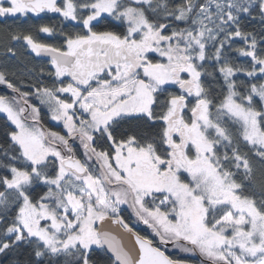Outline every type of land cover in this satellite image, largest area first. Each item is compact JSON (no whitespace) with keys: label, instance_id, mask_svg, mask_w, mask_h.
<instances>
[{"label":"snow or ice","instance_id":"obj_1","mask_svg":"<svg viewBox=\"0 0 264 264\" xmlns=\"http://www.w3.org/2000/svg\"><path fill=\"white\" fill-rule=\"evenodd\" d=\"M30 13L80 28L61 45L49 24L0 28L51 69L0 68L8 264H264V0H0V18ZM108 18L123 31L94 27Z\"/></svg>","mask_w":264,"mask_h":264},{"label":"trees","instance_id":"obj_2","mask_svg":"<svg viewBox=\"0 0 264 264\" xmlns=\"http://www.w3.org/2000/svg\"><path fill=\"white\" fill-rule=\"evenodd\" d=\"M42 23L54 26L56 32L53 35L40 34L38 38L42 42H46L53 45H61L63 43V37L59 34L61 31L75 32L78 31L80 28V26L77 25L75 22L64 21L63 18L58 16V14H41L39 17L27 16L26 19L16 18L11 21L6 20L4 22H0V28L7 27L13 30L27 29ZM116 25L117 22L112 21L111 18H108L105 21H102L101 24L94 25V27L98 30H105V26H107L108 28L115 31H123L122 25ZM245 28L247 30H254L259 33L261 29V24L259 21H245ZM16 43L17 41H12L6 32L0 31V68H5L10 72H16L18 75H22L25 80H28V82L31 83L32 80L29 78V70H31V76L36 77L40 70L38 68V65H36L38 62L30 54L24 51V48L21 46V44L15 45ZM236 43L239 44L240 42L237 41ZM8 47H11L15 50V52L17 53L15 57H13L10 53L7 52ZM239 59L242 62L243 58ZM45 67L48 68L47 63H45ZM43 83L48 86H52V78L45 75L43 77ZM6 91L7 90L3 86H0V94L5 93ZM40 115L45 128L54 131H61V128H56V124L50 119L46 106H40ZM13 128L14 127L10 124V122L6 120V116L4 114H0V144L7 145L8 137L6 133ZM254 169L256 185L255 191L258 193L260 191V186L264 184V166H261L257 161H254ZM123 215L127 219V215H125L124 213ZM134 228L136 231L140 232V234L150 236L147 231H144L143 229L137 228L135 226ZM169 254L174 256L177 255L176 251L170 249ZM12 257L13 254H9V256L7 257L0 255V264H8V261L12 259ZM27 258L28 253L25 250L20 254V259L24 260ZM93 259L98 260L99 264H107V256L104 254V252L98 251L96 254L93 255ZM194 264H199V261L195 260Z\"/></svg>","mask_w":264,"mask_h":264},{"label":"flooded vegetation","instance_id":"obj_3","mask_svg":"<svg viewBox=\"0 0 264 264\" xmlns=\"http://www.w3.org/2000/svg\"><path fill=\"white\" fill-rule=\"evenodd\" d=\"M42 14V13H41ZM41 14H39L38 16L37 15H34V14H28L27 16H32V17H39ZM27 16L26 17H9V18H7V19H4V18H0V22H4V21H6V20H9V21H11V20H14V19H16V18H23V19H26L27 18ZM18 44H21V46L24 48V51L26 52V53H28V54H30L38 63L36 64V62H35V64L36 65H38V68L40 69L41 67H45V63H47V66H48V68L50 69V65L48 64V61H49V57H45V56H42V57H36L35 56V54L34 53H32L29 49H27V46L24 44V42L23 41H17V43L15 44V45H18ZM51 70V69H50ZM62 79H64L65 80V83H67V79L68 78H62ZM33 103H37L38 104V101H33ZM59 126L58 125H56V128H58ZM54 131V130H53ZM59 132H61L62 134H66V133H64L63 132V130L61 129V131H59ZM122 209L124 210L123 211V213L125 214V215H127V219L131 216V213H130V211L127 209V206H122ZM135 227H137V228H141V229H143L144 231H147L149 234H150V230L147 228V226H145V225H142V224H137V225H135Z\"/></svg>","mask_w":264,"mask_h":264},{"label":"rangeland","instance_id":"obj_4","mask_svg":"<svg viewBox=\"0 0 264 264\" xmlns=\"http://www.w3.org/2000/svg\"><path fill=\"white\" fill-rule=\"evenodd\" d=\"M56 124H60L61 125V127H62V129H63V125L61 124V123H59V122H56V121H54ZM14 127V126H13ZM53 131V130H52ZM63 132H64V130H63ZM170 250H172L171 248H170Z\"/></svg>","mask_w":264,"mask_h":264},{"label":"water","instance_id":"obj_5","mask_svg":"<svg viewBox=\"0 0 264 264\" xmlns=\"http://www.w3.org/2000/svg\"><path fill=\"white\" fill-rule=\"evenodd\" d=\"M42 14H53V13H42ZM45 57H47V56H45ZM107 255H111L110 253H108Z\"/></svg>","mask_w":264,"mask_h":264}]
</instances>
